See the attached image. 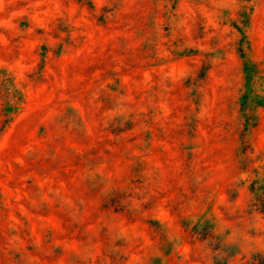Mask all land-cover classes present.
I'll list each match as a JSON object with an SVG mask.
<instances>
[{
  "label": "rangeland",
  "instance_id": "1",
  "mask_svg": "<svg viewBox=\"0 0 264 264\" xmlns=\"http://www.w3.org/2000/svg\"><path fill=\"white\" fill-rule=\"evenodd\" d=\"M263 176L264 0H0V264H264Z\"/></svg>",
  "mask_w": 264,
  "mask_h": 264
},
{
  "label": "trees",
  "instance_id": "2",
  "mask_svg": "<svg viewBox=\"0 0 264 264\" xmlns=\"http://www.w3.org/2000/svg\"><path fill=\"white\" fill-rule=\"evenodd\" d=\"M14 94L16 101L7 104L2 110L4 114L5 124H7L11 120V116L14 114V112L20 109L19 105L21 100L23 99L22 92L16 89L14 91ZM256 183L259 184L258 187L260 188L256 186ZM256 183H253L252 185V194L254 195V200L260 201V205L262 206V211L264 212V176L261 178V180H256ZM204 216L205 215L200 216L199 219L191 225L193 232L199 234L205 233L206 235L215 234L216 232L215 225L210 224L207 220H205L206 218ZM258 256L260 258H263L262 260H259L260 263L264 262V254L258 253ZM161 259L162 258H157L155 262L160 261ZM216 264H226V260L225 259L217 260Z\"/></svg>",
  "mask_w": 264,
  "mask_h": 264
}]
</instances>
